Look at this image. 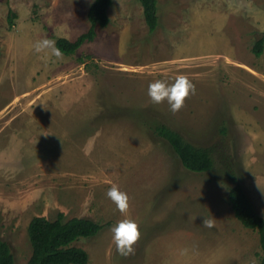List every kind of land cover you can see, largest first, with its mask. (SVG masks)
<instances>
[{
	"label": "rangeland",
	"instance_id": "obj_1",
	"mask_svg": "<svg viewBox=\"0 0 264 264\" xmlns=\"http://www.w3.org/2000/svg\"><path fill=\"white\" fill-rule=\"evenodd\" d=\"M91 3L0 0V237L15 264L30 257V220L58 212L103 226L74 243L87 264H259L258 232L228 192L233 175L264 218V44L253 52L264 0H157L152 33L139 0H113L93 41L62 58L35 52L38 40L85 33ZM178 75L196 91L173 115L147 92ZM157 123L208 149L213 169L186 170ZM112 185L129 196L126 215L107 198ZM126 218L141 238L124 258L110 229Z\"/></svg>",
	"mask_w": 264,
	"mask_h": 264
},
{
	"label": "trees",
	"instance_id": "obj_2",
	"mask_svg": "<svg viewBox=\"0 0 264 264\" xmlns=\"http://www.w3.org/2000/svg\"><path fill=\"white\" fill-rule=\"evenodd\" d=\"M142 7L144 22L152 33L158 27L157 0H139ZM113 0H92L87 19L90 23L88 30L80 34L74 41L63 37L56 38V47L63 54H73L85 42H91L96 37L95 28L106 27L110 18L108 9ZM9 13V23L13 24ZM264 38H260L253 52L260 56L263 51ZM157 137L166 141L174 151L183 167L196 173L208 172L214 163L208 149L188 143L175 130L164 123H157L153 127ZM234 184L229 188L228 200L236 219L243 227L258 232L262 256L259 264H264V218L257 214L252 202L245 193L243 186L233 175H229ZM103 226L88 218L71 217L58 212L52 219L45 216L33 217L27 227V234L31 247V254L25 264H87L88 253L81 247L74 245L82 238L96 236ZM0 264H15L10 245L0 237Z\"/></svg>",
	"mask_w": 264,
	"mask_h": 264
},
{
	"label": "clouds",
	"instance_id": "obj_3",
	"mask_svg": "<svg viewBox=\"0 0 264 264\" xmlns=\"http://www.w3.org/2000/svg\"><path fill=\"white\" fill-rule=\"evenodd\" d=\"M36 53H50L56 58H62V51L56 47V41L42 39L33 45ZM195 85L185 75H178L172 84L162 80H156L149 84L147 95L152 104L160 105L167 102L169 111L175 115L185 106V101L190 95L195 94ZM107 198L116 206L121 215H126L130 209L129 196L121 191L118 186L112 185L106 193ZM203 226L212 228L215 226L213 219H204ZM112 242L116 252L124 258L135 253V246L141 238L139 225L132 219H122L113 228Z\"/></svg>",
	"mask_w": 264,
	"mask_h": 264
},
{
	"label": "crops",
	"instance_id": "obj_4",
	"mask_svg": "<svg viewBox=\"0 0 264 264\" xmlns=\"http://www.w3.org/2000/svg\"><path fill=\"white\" fill-rule=\"evenodd\" d=\"M263 166L264 165H261V166H259L258 168H263ZM255 168H253V170H254ZM262 170H258L257 171V173L254 175V176H256V178H259V179H262V177H263V173L261 172Z\"/></svg>",
	"mask_w": 264,
	"mask_h": 264
}]
</instances>
